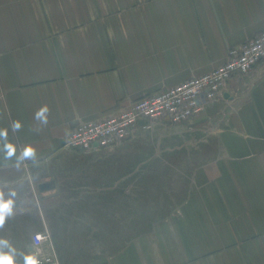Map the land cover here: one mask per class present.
<instances>
[{"label":"crops","instance_id":"0c3cea01","mask_svg":"<svg viewBox=\"0 0 264 264\" xmlns=\"http://www.w3.org/2000/svg\"><path fill=\"white\" fill-rule=\"evenodd\" d=\"M263 29L264 0H0V129L8 131L0 189L5 198L16 192L0 238L17 264L34 254L32 235L45 232L40 252L77 263L69 253L87 249V198L65 193V160L125 148L146 130L82 151L64 146L79 121L209 73ZM45 104L47 125L33 118ZM15 120L22 127L13 131ZM170 128L196 142L183 147L196 159L183 200L151 231L86 264H264V59L231 76L197 115L163 118L150 133ZM6 142L17 147L11 158ZM27 144L36 157L17 166Z\"/></svg>","mask_w":264,"mask_h":264},{"label":"rangeland","instance_id":"374dc122","mask_svg":"<svg viewBox=\"0 0 264 264\" xmlns=\"http://www.w3.org/2000/svg\"><path fill=\"white\" fill-rule=\"evenodd\" d=\"M152 128L121 144L125 148L65 160L71 165L68 182L62 174L65 193L87 198L81 202L87 205V249L70 251L75 264L107 258L123 242L151 231L183 200L196 162L183 147L195 139L180 129L154 134Z\"/></svg>","mask_w":264,"mask_h":264},{"label":"built area","instance_id":"2783aa9c","mask_svg":"<svg viewBox=\"0 0 264 264\" xmlns=\"http://www.w3.org/2000/svg\"><path fill=\"white\" fill-rule=\"evenodd\" d=\"M264 59V29L236 47L230 48L223 63L199 76H192L170 88L142 95L128 106L101 119L79 121L64 139V146L76 150H91L115 145L128 139L134 128H152L166 118L181 123L201 112L206 103L221 98L224 85L233 75L249 72ZM40 239H37V237ZM49 234L32 235L34 254L40 264H58L56 255L40 252V245Z\"/></svg>","mask_w":264,"mask_h":264},{"label":"clouds","instance_id":"9594fccd","mask_svg":"<svg viewBox=\"0 0 264 264\" xmlns=\"http://www.w3.org/2000/svg\"><path fill=\"white\" fill-rule=\"evenodd\" d=\"M50 109L48 105H42L38 110L34 113V119L41 122L43 125L48 124V114ZM11 127L13 131L19 130L22 127V123L20 120H15L11 123ZM8 135V131L6 128L0 129V139L6 140ZM3 150L5 151L6 158H11L16 155L17 147L15 144L11 142H6L3 145ZM36 157V149L31 145L27 144L23 147L22 152L17 158V166L19 163L28 160L35 159ZM16 196L15 191H11L8 194V197L5 198V193L2 189H0V228H2L6 222V220L13 215V209L15 205L14 197ZM37 239H40L38 236ZM5 247L8 248V251H5ZM16 250L13 248L9 241L3 238H0V264H17L15 259ZM23 264H40L39 258L37 254H27L24 255Z\"/></svg>","mask_w":264,"mask_h":264},{"label":"water","instance_id":"95a60500","mask_svg":"<svg viewBox=\"0 0 264 264\" xmlns=\"http://www.w3.org/2000/svg\"><path fill=\"white\" fill-rule=\"evenodd\" d=\"M143 123V121H139V124L141 125ZM47 185H49V183H44L43 185H42V187H47ZM41 186V185H40Z\"/></svg>","mask_w":264,"mask_h":264}]
</instances>
